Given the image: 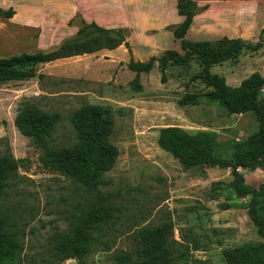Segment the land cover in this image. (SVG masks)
<instances>
[{
	"label": "rangeland",
	"instance_id": "rangeland-1",
	"mask_svg": "<svg viewBox=\"0 0 264 264\" xmlns=\"http://www.w3.org/2000/svg\"><path fill=\"white\" fill-rule=\"evenodd\" d=\"M65 1L0 0L1 9L14 10L12 16L0 17V58L51 51L77 37L84 20L79 13L70 19L73 14L67 12ZM241 40L246 45L236 58L210 69L231 86L253 72L264 77V29L255 38ZM256 43L257 49L248 47ZM74 58L40 64L35 77L0 85V155L21 160L0 197V216L18 233L23 264H80L75 259L58 261L53 238L100 205L113 208V222L85 258L86 264H115V251L133 250L134 232L165 222L172 223L171 235L186 249L188 264H226L224 249L264 241L249 219V196L239 197L230 187V168H185L158 145L159 130L176 126L191 134L215 132L221 149L242 151L247 137L257 130L252 112L230 113L208 100L204 94L210 88L197 77L201 66L196 59L185 65L168 63L164 72L157 62L149 72L136 73L127 62L99 71L82 69ZM189 96L195 101H185ZM23 103L62 115L52 146L75 142L66 117L73 110L86 103L110 109V141L118 156L98 192L40 163L42 150L14 123ZM239 171L254 187L264 181V167Z\"/></svg>",
	"mask_w": 264,
	"mask_h": 264
},
{
	"label": "trees",
	"instance_id": "trees-1",
	"mask_svg": "<svg viewBox=\"0 0 264 264\" xmlns=\"http://www.w3.org/2000/svg\"><path fill=\"white\" fill-rule=\"evenodd\" d=\"M177 8L184 19L172 26L171 30L173 37L180 41L182 53L167 50L163 55L152 56L147 61L130 60L128 68L136 73L149 72L157 61L164 72L168 63L185 65L196 59L201 66L197 77L210 88L204 94L208 100L230 113L252 112L255 115L257 130L247 137L242 151L221 149L215 132L198 131L191 134L176 126L159 130L158 145L176 157L185 168L201 165L230 168V187L239 197L249 196V219L264 238V181L254 187L245 181L239 171V168L264 167V77L253 72L239 85L231 86L222 75L212 73L210 68L213 65L236 58L246 44L241 38L222 37L213 42L187 39L186 31L192 23L196 4L192 0H178ZM13 13L12 8H0V17H10ZM120 44L128 47L123 30L83 23L77 37L64 41L51 51L0 58V85L35 77L40 64L102 48L112 49ZM258 46L259 43H256L248 47L255 50ZM185 101L194 102L195 98L189 96ZM66 117L76 135L75 142L68 146L51 145L52 133L62 118L56 111L23 103L14 123L21 134L30 137L42 150L39 159L45 168L71 178L87 191L98 192L104 174L112 168L118 156L117 148L110 141L113 115L105 106L86 103ZM20 162L9 154L0 155V197L5 193L9 181L15 177ZM113 211V208L105 205L93 208L77 217L67 233L55 236L52 252L57 260L75 259L80 264H86L85 258L112 224ZM6 223V219L0 216V264H23V246L18 233ZM172 228L171 222L139 228L134 232L133 250L115 251L112 261L115 264H188L186 249L172 237ZM223 257L226 264H264V241L226 248Z\"/></svg>",
	"mask_w": 264,
	"mask_h": 264
},
{
	"label": "crops",
	"instance_id": "crops-1",
	"mask_svg": "<svg viewBox=\"0 0 264 264\" xmlns=\"http://www.w3.org/2000/svg\"><path fill=\"white\" fill-rule=\"evenodd\" d=\"M192 1L196 12L185 35L191 41L213 42L248 35L255 38L264 29V0ZM177 3L178 0H66L67 12L73 14L70 19L79 13L86 24L124 30L128 43V47L120 44L66 58L76 57L82 69L99 71L130 60L143 62L167 50L182 53L180 41L171 30L184 19Z\"/></svg>",
	"mask_w": 264,
	"mask_h": 264
}]
</instances>
